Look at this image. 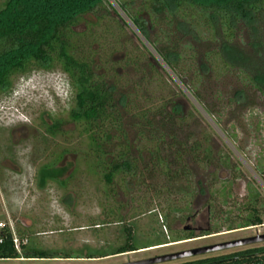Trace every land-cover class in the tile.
Wrapping results in <instances>:
<instances>
[{"label":"rangeland","instance_id":"obj_1","mask_svg":"<svg viewBox=\"0 0 264 264\" xmlns=\"http://www.w3.org/2000/svg\"><path fill=\"white\" fill-rule=\"evenodd\" d=\"M111 1L129 25L108 5L110 14L105 13L100 19L96 13L86 15L91 23L88 33L92 34L88 40L96 50L92 51L96 62L100 67L106 66L111 74L116 70L120 91L131 94L128 111H120L129 138L137 142L139 150L143 149L138 176L127 174L124 178L120 174L108 184L100 178L101 173L89 170V160L96 151L88 145L87 134L81 132L83 124L69 117L73 98L68 75L60 66L17 74L11 90L0 94V222L12 226L20 240L19 232L24 234V241L53 248L59 255L0 259V264H115L264 232L263 224L226 232L237 226L240 214L250 210V184L261 192L257 205L264 218V179L253 169L259 163L264 172V92L253 85L248 73L227 67L221 56L211 50L217 48L216 42L208 40L196 42L190 38V45L186 43L187 37L183 40L179 75L118 3ZM104 12L105 9L99 13ZM85 24L83 20L76 28L86 29ZM248 34L243 28L236 40L243 41L252 53L245 43ZM259 34L264 41V19ZM202 62H209L212 69L204 72ZM182 78L200 92L211 112ZM240 89L247 96L242 101L237 100ZM173 102L182 104V111L174 112L172 124L163 114L156 116L155 111L163 103L171 111ZM146 108H151L145 114L148 118L164 120L157 122V129L143 117ZM58 117L64 123L61 130L52 134L46 129L47 123ZM142 124L146 128L144 135L138 131ZM161 128L165 129L168 142L173 139L169 134L172 131L187 145L199 144L192 152L187 147L183 155L189 174L168 186L163 185L167 178L157 172L146 177L141 162L151 160L147 147L157 142L155 136L158 138ZM110 142L107 147L114 150L119 137ZM139 150L133 147L137 155ZM56 158L60 176L71 173L68 185L63 188L57 181H50L47 187H39L38 168ZM173 164L174 168L178 166ZM152 207L157 214L149 213ZM111 208L119 209L124 222L110 213ZM194 212H198L196 220L201 227L193 234L207 232L208 237L171 242L184 233V225L190 222L187 215ZM128 224L138 229L133 237L137 245L165 240L170 243L121 255L76 256L119 247L126 241L124 226ZM259 244H264V240L151 264L178 263ZM65 253L74 256L61 255Z\"/></svg>","mask_w":264,"mask_h":264},{"label":"trees","instance_id":"obj_2","mask_svg":"<svg viewBox=\"0 0 264 264\" xmlns=\"http://www.w3.org/2000/svg\"><path fill=\"white\" fill-rule=\"evenodd\" d=\"M115 1L156 52L179 75L177 66L182 58L183 40L187 37L188 45L190 38L196 42L208 40L216 42L217 48L211 50L221 56L227 67H235L248 73L253 85L264 92V41L259 34L264 19V0H138V5H135L137 0ZM108 5L129 25L111 0H0V94L11 90L17 74L35 68L52 69L60 66L68 75L73 98L69 117L83 124L81 132L87 134L88 145L96 151L89 160V170L101 173L100 178L113 182L120 174L124 178L127 174L137 178L138 164L140 159L143 160V149L139 150L137 142L129 138L127 130L122 126L120 109L129 108L130 92L120 91L116 70L111 74L106 66L100 67L92 52L96 50L88 40L92 34L88 33L91 23L86 15L96 13L100 19L105 13L110 14ZM103 9L106 12L99 13ZM83 20L87 28L77 29L76 26ZM243 28L249 32L245 43L252 53L244 46L243 41L240 43L236 40ZM157 29L161 32H154ZM153 58L156 59L154 54ZM150 64H153L152 61ZM201 68L204 72L212 69L209 62H202ZM183 78L184 84L210 111L200 92ZM246 97L245 90L237 91L238 101L245 100ZM167 105L163 103L155 114H163L164 119H169L173 124L174 112H181L182 104L173 102L171 111L166 110ZM149 109L151 108L142 111L143 117H146L150 126L157 129V122L163 123L164 120L148 118L145 114H148ZM166 115L168 118H165ZM63 123L64 119L54 118L52 123H47L46 129L55 134L61 130ZM145 129L142 124L139 134L144 135ZM164 130L159 129L158 138L155 136L157 142L154 146L147 147L151 160L141 162L144 163L146 177L148 174L156 175L157 172L167 178L163 185L168 186L183 177V174H189L183 155L188 150L192 152L199 144L187 145L172 131L169 134L173 139L168 142ZM116 136L119 137V142L113 150L107 145ZM133 147L139 150L138 155L133 152ZM172 147L176 148L173 150ZM143 148L146 149L145 146ZM62 155L63 153L60 156ZM57 159L44 162L39 167V186H45L50 180H58L60 185H65L66 180L58 178L59 171L55 166ZM173 163H178V166L174 168ZM111 212L116 214L117 220H123L118 210L112 208ZM246 219L245 224L263 221L258 212L250 213ZM125 231L124 244L104 252L105 254L139 247L133 240L132 226L125 225ZM19 235L21 240L17 244L13 230L9 226L2 227L0 258L59 255L55 249L29 243L24 241V234L19 232ZM194 235L192 231L185 230L174 239ZM166 241L168 240L157 243ZM61 255L74 256L68 253ZM96 255L88 253L76 256ZM172 264H264V244Z\"/></svg>","mask_w":264,"mask_h":264},{"label":"flooded vegetation","instance_id":"obj_3","mask_svg":"<svg viewBox=\"0 0 264 264\" xmlns=\"http://www.w3.org/2000/svg\"><path fill=\"white\" fill-rule=\"evenodd\" d=\"M39 169V168H38ZM253 169L264 179V172H263V168H262V165H260L259 163H257L256 165H253ZM37 181H38V170H37ZM71 173L66 176V177H61L59 172H58V178L61 179V180H66L65 182V185H60L59 181L58 180H50V181H57L59 183V185L63 188H65L68 183H69V179L71 178ZM46 182L45 186L41 187V188H45L48 186L49 182ZM108 184H110L111 182H108L106 181ZM39 185V183H38ZM226 185H223V188H225ZM249 201H248V205L250 210L246 213V214H240V220L237 222V226H232L230 227L231 229L229 231H226V232H232V231H237V230H243V229H248V228H251V227H254V226H257L259 224H263L264 225V218H263V221L260 222V223H252V224H245V221L247 220L246 217L250 214V213H256L258 212L261 216V208L257 205V202L259 201L260 199V195H261V192L260 190L253 186L252 184L249 185ZM112 209V208H111ZM111 209H110V213L112 214L111 212ZM116 210L119 211V209L117 208ZM149 213H154L157 214L156 212V208L155 207H152L150 208L149 210ZM197 214L198 212H194L193 214H188L187 215V220H189L190 222L189 223H186L184 225V230H187V231H192L193 233L196 232L197 230H200V227H201V224L199 223L198 220H196V217H197ZM138 216H133L134 219H136ZM155 217V216H154ZM263 217V216H262ZM193 219V220H192ZM194 219L197 221V222H194ZM119 221V220H118ZM120 221H123L124 222V218L123 220H120ZM132 223L135 222V221H131ZM132 223H130L132 225ZM194 223H197L196 225ZM3 226L5 225L4 222L2 224ZM2 226V227H3ZM5 226H9L13 232H14V239H15V242L18 244H20V239L19 237L16 235L15 233V230L14 228H12V226L10 225H5ZM2 227L0 228V232L2 231ZM136 227V225H135ZM235 227V228H234ZM137 228V227H136ZM124 229H125V226H124ZM132 230L133 232H135V230L137 231L138 229H135L132 227ZM126 232V231H125ZM212 235H214L212 233V231H210ZM226 232H221V233H226ZM207 232H204V233H201V235H194L192 237H187V238H180V239H173V241L171 242H174V241H180V240H184V239H187L186 241H189V240H193V239H200V238H203V237H208L206 236ZM214 233H218V232H214ZM264 232L262 231H259V232H256V234H262ZM256 234H251V235H247V236H253V235H256ZM205 235V236H204ZM210 235V236H212ZM247 236H242V237H247ZM242 237H237V238H242ZM233 239H236V238H233ZM1 240V239H0ZM228 240H232V239H228ZM225 241V240H224ZM181 242H184V241H181ZM221 242V241H220ZM166 243H170V242H162V243H152V244H148V245H138L139 247L137 248H133V249H128V250H124V251H118V252H114V253H108V254H105L104 252L103 253H100V254H97L96 256H88V257H92V258H96L97 256H113V255H121V254H126V253H130V252H141V251H146V250H150V249H154V248H157V247H160L162 246V244H166ZM178 243V242H177ZM215 243V242H214ZM124 244V243H123ZM156 245H159V246H156ZM205 245V244H204ZM151 246H156V247H152V248H147V247H151ZM201 246V245H199ZM239 246V245H238ZM168 253V252H167ZM163 254V253H162ZM155 255H158V254H155ZM155 255H151V256H155ZM149 256V257H151ZM68 257V256H66ZM17 258V257H16ZM142 258H146V257H140V258H137V259H132V260H128V261H133V260H138V259H142ZM0 259H12V258H0ZM124 262H127V261H124ZM119 263H123V262H119ZM117 264V263H115ZM151 264V263H150Z\"/></svg>","mask_w":264,"mask_h":264},{"label":"water","instance_id":"obj_4","mask_svg":"<svg viewBox=\"0 0 264 264\" xmlns=\"http://www.w3.org/2000/svg\"><path fill=\"white\" fill-rule=\"evenodd\" d=\"M263 240H264V233L256 234L253 236L242 237V238H236L232 240H225L221 242L205 244V245L196 246L192 248H186L182 250L158 254L155 256H151V257H146V258H142L138 260L127 261V262L117 263V264H150V263L172 260L176 258L186 257V256L195 255L199 253H205V252H209L213 250L224 249V248L234 247V246L243 245L247 243L263 241Z\"/></svg>","mask_w":264,"mask_h":264},{"label":"built area","instance_id":"obj_5","mask_svg":"<svg viewBox=\"0 0 264 264\" xmlns=\"http://www.w3.org/2000/svg\"><path fill=\"white\" fill-rule=\"evenodd\" d=\"M0 224L2 225V224H3V222H0ZM17 244H18V242H17Z\"/></svg>","mask_w":264,"mask_h":264},{"label":"bare ground","instance_id":"obj_6","mask_svg":"<svg viewBox=\"0 0 264 264\" xmlns=\"http://www.w3.org/2000/svg\"><path fill=\"white\" fill-rule=\"evenodd\" d=\"M182 241V240H181Z\"/></svg>","mask_w":264,"mask_h":264}]
</instances>
